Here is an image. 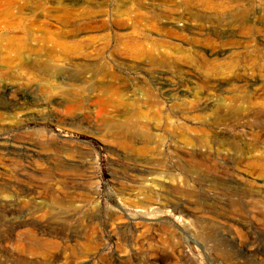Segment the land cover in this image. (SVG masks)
I'll list each match as a JSON object with an SVG mask.
<instances>
[{
    "label": "rangeland",
    "instance_id": "obj_1",
    "mask_svg": "<svg viewBox=\"0 0 264 264\" xmlns=\"http://www.w3.org/2000/svg\"><path fill=\"white\" fill-rule=\"evenodd\" d=\"M2 212L0 264H264V0H0Z\"/></svg>",
    "mask_w": 264,
    "mask_h": 264
},
{
    "label": "bare ground",
    "instance_id": "obj_2",
    "mask_svg": "<svg viewBox=\"0 0 264 264\" xmlns=\"http://www.w3.org/2000/svg\"><path fill=\"white\" fill-rule=\"evenodd\" d=\"M248 1H249V0H248ZM222 4H223V2H222ZM239 6H240V5H239ZM238 14H239V13H238ZM220 17H221V16H220ZM153 58H154V57H153ZM140 79H141V78H140ZM157 79H158V78H157ZM158 80H159V79H158ZM158 80H157V81H158ZM143 82H144V81H143ZM160 82H161V81H160ZM137 83H138V81H137ZM144 84H145V83H144ZM155 86H156V85H155ZM134 87H135V86H134ZM156 87H157V86H156ZM140 88H141V87H140ZM134 90H135V89H134ZM148 96H149V95H148ZM153 96H154V95H153ZM154 99H155V98H154ZM11 102H12V101H11ZM156 102H157V101H156ZM156 102H155V103H156ZM129 133H131V132H129ZM132 134H133V133H132ZM128 136H129V135H128ZM218 143L224 144V142H222V140H221V141H218ZM9 151H10V150H9ZM11 151H12V150H11ZM11 151H10V152H11ZM13 152H14V151H13ZM15 152L19 153V155H22V153H23L21 150H15ZM15 152H14V153H15ZM194 156H195V155H194ZM192 157H193V156H192ZM238 157H239V156H238ZM194 158H195V157H194ZM191 159H192V158H191ZM235 159H236V158H235ZM236 161H237V160H236ZM8 198H9V197H8ZM5 204H7V203H5ZM5 204H3V207H4ZM12 204H13V203H12ZM12 204H11V206H12ZM7 205H8V204H7ZM8 206H9V205H8ZM4 208H5V207H4ZM8 208H9V207H8ZM10 208H11V207H10ZM7 212H8V211H7ZM18 212H19V211H18ZM15 214H16V213H15ZM15 214H14V215H15ZM21 214H22V213H21ZM4 215H5V214H4ZM4 215H3V212L0 213V218L3 217ZM20 216H21V215H20ZM3 218L5 219V216H4ZM12 218H13V217H12ZM6 219H7V217H6ZM13 219H14V218H13ZM13 219H12V220H13ZM1 220H2V219H1ZM12 220H11V221H12ZM14 220H15V219H14ZM20 220H21V218H20ZM8 221H9V220H8ZM31 221H32V220H31ZM12 222H13V221H12ZM10 223H11V222H10ZM29 223H30V222H29ZM18 224H19V223H18ZM8 225H9V224H8ZM8 225H7V227H8ZM16 225H17V224H16ZM33 225H34V224H33ZM5 226H6V224H5ZM11 226H12V225H11ZM36 226H37V225H36ZM13 227H14V226H13ZM35 231H36V230H35ZM23 232H24V231H23ZM20 233H21V232H20ZM29 234H30V233H29ZM18 236H19V235H18ZM18 236H17V238H18ZM28 237H29V236H28ZM34 239H35V238H34ZM17 240H18V239H17ZM40 240H41V239H40ZM41 241H42V240H41ZM39 242H40V241H39ZM46 242H47V241H46ZM19 243H21V244H19V245L22 247V250H19V252L22 251V252H24V253H27L28 255H35V256L37 255V257H38V255H44V254H45V257H47V255H48V256H51V257H53V258H54V257H55V258L57 257L56 259H58L59 256H60L59 253H58V254H55V250H54V248H52V250H54V252L50 251L51 254L48 253V252H49V249H47V248L45 247L44 243H41V244H43V245H40V246L37 245V244H39V243H37V242H36L37 244L32 243L33 245H29V246H28V244L24 246V245H23L24 243L22 244V242H19ZM26 243H27V242H26ZM26 243H25V244H26ZM51 243H52V242H51ZM17 244H18V242H17ZM36 245H37V246H36ZM47 245H48V244H47ZM47 245H46V246H47ZM48 246H49V245H48ZM14 247H16V246H14ZM49 247H50V246H49ZM49 247H48V248H49ZM51 247H52V246H51ZM45 248H46V249H45ZM55 248H56V247H55ZM60 248H61V247H60ZM14 249H15V248H14ZM50 249H51V248H50ZM57 249H59V248H57ZM17 251H18V250H17ZM17 251H16V252H17ZM57 252H58V251H57ZM52 253H53V254H52ZM22 254H23V253H21V255H22ZM24 255H25V254H24ZM24 255L21 257L22 260H23ZM26 257H28V256L26 255ZM43 257H44V256H43ZM71 257H72V255L69 254V255H68V258H71ZM24 258H25V257H24ZM31 258H32V257H31ZM25 259H26V258H25ZM29 259H30V258H29ZM33 259H34V256H33ZM33 259H32V260H33ZM35 259H36V258H35ZM37 259H38V258H37ZM39 259H40V258H39ZM39 259H38V260H39ZM48 259H49V258H48ZM25 261H26V260H25ZM43 261H44V260H43ZM55 261H56V260H55ZM44 262H45V261H44ZM57 262H58V261H57ZM20 263H21V262H20ZM37 263H38V262H37ZM37 263H36V264H37ZM45 263H46V262H45ZM52 263H53V262H52ZM64 263H65V262H64ZM24 264H25V263H24ZM27 264H28V262H27ZM61 264H62V263H61Z\"/></svg>",
    "mask_w": 264,
    "mask_h": 264
}]
</instances>
